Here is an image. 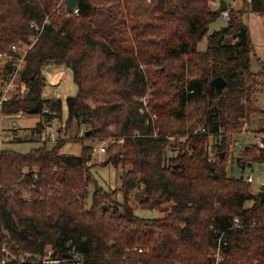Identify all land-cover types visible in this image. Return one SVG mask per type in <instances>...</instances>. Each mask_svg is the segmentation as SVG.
<instances>
[{
  "label": "trees",
  "instance_id": "1",
  "mask_svg": "<svg viewBox=\"0 0 264 264\" xmlns=\"http://www.w3.org/2000/svg\"><path fill=\"white\" fill-rule=\"evenodd\" d=\"M213 2L77 0L73 14L59 0H0V53L30 45L24 89L1 111L38 115L28 141L41 143L25 153L0 149V264H215L217 248L219 264H264L261 188L227 170L232 161L241 170L264 163L259 143L229 154L264 114V67L250 70L253 46L242 20L264 15V0L227 7L225 25L199 51L220 17ZM33 21L43 25L36 40ZM47 63L71 68L77 86L64 100L65 121L62 99L43 95ZM11 69L0 58V89ZM218 76L226 81L219 94L211 85ZM143 97L149 112L140 111ZM56 117L57 141L48 146L39 133ZM72 125L85 127L83 137L108 140L102 165L122 168L120 202L94 183L91 146L62 152ZM17 131L5 140H25Z\"/></svg>",
  "mask_w": 264,
  "mask_h": 264
},
{
  "label": "rangeland",
  "instance_id": "2",
  "mask_svg": "<svg viewBox=\"0 0 264 264\" xmlns=\"http://www.w3.org/2000/svg\"><path fill=\"white\" fill-rule=\"evenodd\" d=\"M229 6L233 9L242 8V0H224ZM219 6V0H214L213 7ZM242 20L250 31L251 41L253 50L251 52L250 59V70L252 72H257L264 67V30L263 22L264 15L255 14L252 12H247L243 14ZM226 23V19L223 16H220L215 22L211 23L208 29L207 34L202 38V40L197 44V49L203 51L206 48V38L214 30H218L223 27ZM42 73L45 78V87L43 88V95L49 97V95H56L62 99V113L61 119L65 121L67 115L66 105L64 100L67 96H73L77 91L76 83L72 78V70L68 66L59 63H47L42 69ZM55 97V96H51ZM258 98L260 107L264 109V89L258 92ZM39 119L38 115H28L26 114L23 118L17 120L16 129L18 130V135L24 138L22 141H8L4 138V143L1 146L2 148H9L20 153L27 152L30 148L34 146L41 145L40 142L28 141L29 128L33 127L36 121ZM60 117H57V125L61 121ZM56 121V119L54 120ZM73 124V123H72ZM85 130L84 126L75 127L72 125L66 137L68 140L65 141L62 152L71 153V154H80L82 146H91L92 149L98 148L100 143H107L106 150L108 148V140L106 139L103 142L97 141L90 137H83L82 134ZM264 131V114L256 116L251 120V123L246 125L240 132V136L237 138L234 147H230V157H238L241 155V150L244 146L250 145L251 143H259V139L264 135L261 134ZM76 132L78 134H76ZM64 133V132H63ZM63 133L61 137L63 138ZM7 134V133H6ZM76 136L77 139L74 137ZM57 141V139H56ZM238 144V145H237ZM48 146L53 145V142H48ZM260 147V145L258 146ZM264 147V146H263ZM261 148V147H260ZM264 149V148H263ZM105 150V152H106ZM106 154L99 153L98 151H93L92 157L90 159V173L94 183H97L98 186L104 188L107 191L112 192V197L115 201L120 202L122 200V195L120 192L121 186V166H114L112 164L102 165L104 162ZM228 173L231 176L239 177L243 174H252L253 180L251 182L253 191H258L262 189L264 182V163H251L250 166L245 164L243 170H241L235 161L229 162L228 164ZM94 183L91 182L88 187V196L86 198L87 205L89 206L92 201V194L94 191ZM136 214L142 217H156L159 213L155 210H145V209H136Z\"/></svg>",
  "mask_w": 264,
  "mask_h": 264
},
{
  "label": "built area",
  "instance_id": "3",
  "mask_svg": "<svg viewBox=\"0 0 264 264\" xmlns=\"http://www.w3.org/2000/svg\"><path fill=\"white\" fill-rule=\"evenodd\" d=\"M66 1L67 0H59L60 4H64L66 6ZM249 1V0H248ZM78 8L77 5L70 11V13L77 14ZM220 16H223L226 20H228V12L225 9L224 11H219ZM48 19V15L45 16L44 23H46ZM30 26L34 28L36 31L35 33V38L34 40L37 39V37L40 35V32L42 30V26L37 25L34 21L30 23ZM30 48V45H25V44H12L9 47V54L7 53H0V58L1 59H7L11 63V72L6 79V81L1 85L0 89V149L2 144L4 143V134L12 131L13 129H16V122L18 119L23 118L25 115L22 111H19L17 113H12V114H4L1 111V106L3 103L7 102L14 94L18 92L23 91V85H22V79H21V73L24 69L25 65V56L27 53V50ZM51 96H56L55 93L54 95H49ZM144 103L143 108H141V112L147 111L149 112V107L146 106V100L145 97L141 99ZM43 111H48V109H44ZM49 113L55 114V111H51ZM149 117L151 120L156 118L155 114H149ZM56 119V121H54ZM51 122H46L44 123L43 129L39 133V140L41 142H54L57 139V130H58V125H57V117ZM149 122V119L146 120V123ZM17 130V129H16ZM201 129L200 131H202ZM155 135V134H154ZM103 142V141H102ZM107 143H100L98 145V148L93 147V151H98L99 153H104L106 150V145ZM259 145L261 148H264V143L259 140ZM264 174V172H263ZM244 181L246 182H252L253 177L252 174H243L242 175ZM28 199V196H25ZM235 222H237V219H235ZM219 248H217L216 253V262L215 264H219L220 257L218 256L219 254ZM57 260L53 261V263H56ZM74 264H79L78 262H75Z\"/></svg>",
  "mask_w": 264,
  "mask_h": 264
},
{
  "label": "water",
  "instance_id": "4",
  "mask_svg": "<svg viewBox=\"0 0 264 264\" xmlns=\"http://www.w3.org/2000/svg\"><path fill=\"white\" fill-rule=\"evenodd\" d=\"M77 0H67L66 1V9L68 12H70L76 5ZM227 7V4L224 0H219V6H218V10L219 11H224ZM226 81L225 79H223L222 77L218 76L216 78H214L213 80H211V85L214 86L216 92L219 94L223 87L225 86ZM86 136L89 135V131H87L85 133ZM260 200L264 201V182L262 185V189L260 192Z\"/></svg>",
  "mask_w": 264,
  "mask_h": 264
},
{
  "label": "crops",
  "instance_id": "5",
  "mask_svg": "<svg viewBox=\"0 0 264 264\" xmlns=\"http://www.w3.org/2000/svg\"><path fill=\"white\" fill-rule=\"evenodd\" d=\"M226 4H227V3H226ZM227 7H230L229 4H227ZM227 7H226V8H227ZM249 32H250V31H249Z\"/></svg>",
  "mask_w": 264,
  "mask_h": 264
}]
</instances>
